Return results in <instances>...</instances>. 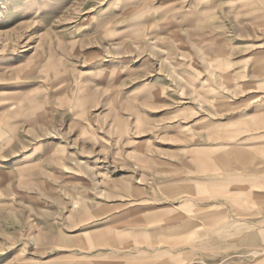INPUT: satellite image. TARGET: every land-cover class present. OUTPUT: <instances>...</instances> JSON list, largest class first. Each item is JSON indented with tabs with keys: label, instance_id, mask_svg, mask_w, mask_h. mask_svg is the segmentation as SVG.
<instances>
[{
	"label": "rangeland",
	"instance_id": "1",
	"mask_svg": "<svg viewBox=\"0 0 264 264\" xmlns=\"http://www.w3.org/2000/svg\"><path fill=\"white\" fill-rule=\"evenodd\" d=\"M0 264H264V0H0Z\"/></svg>",
	"mask_w": 264,
	"mask_h": 264
}]
</instances>
